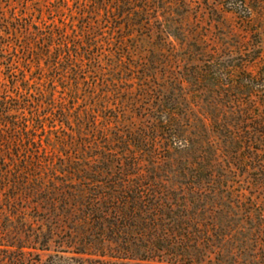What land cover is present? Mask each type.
Returning a JSON list of instances; mask_svg holds the SVG:
<instances>
[{"label":"trees","instance_id":"1","mask_svg":"<svg viewBox=\"0 0 264 264\" xmlns=\"http://www.w3.org/2000/svg\"><path fill=\"white\" fill-rule=\"evenodd\" d=\"M74 2L70 24L61 27L33 18L28 22L31 17L12 5L0 6V65L5 70V86H0V250L24 248L14 245L16 230L38 240L40 234H31L32 221L41 220L48 236L63 232L61 224L69 221L77 226L80 254L99 250L103 260L264 264L261 202L248 200L247 220L257 242L250 250L231 246L233 235L222 232L230 228L220 215L224 203L199 200L203 186L227 179L218 151L254 173L257 183L251 187L264 186V68L256 73L246 69L260 58L259 43L248 41V50H240L244 61L227 66L221 61L217 69L213 60L205 61L210 67L203 73L192 60L194 69L185 75L191 83L204 74L212 84L227 78V88L245 92L249 104H238L231 118L184 124L181 119L193 107L182 104L176 89L152 86L153 59L141 55L140 60L127 46L129 40L143 39L135 30L149 22L150 0ZM103 20L109 26L123 22L109 37L117 30L127 35L109 40L101 32ZM182 56L176 57L175 69L184 70ZM55 133L64 134L56 145L50 142ZM199 139L202 145L195 143ZM195 147L202 162L182 165L177 160L171 166V153L193 154ZM70 148L76 152L67 153ZM205 153L210 157L204 159ZM53 155L56 162L49 160ZM172 176L192 187L177 182L171 188ZM71 238L61 244L68 246Z\"/></svg>","mask_w":264,"mask_h":264},{"label":"rangeland","instance_id":"2","mask_svg":"<svg viewBox=\"0 0 264 264\" xmlns=\"http://www.w3.org/2000/svg\"><path fill=\"white\" fill-rule=\"evenodd\" d=\"M65 1L66 3L61 0H0V6L6 10L9 5H12V8L20 10L23 15H27L28 18L31 17L26 19L28 22L33 18L36 23H46V25L55 23V26L61 27L60 23L62 22L70 24L69 21L73 16L72 11H75L76 7L74 0ZM150 2L149 9L152 10L149 12V22L144 25L145 28L143 30H135L138 36L143 35V39L129 40L127 46H129L134 56H138V59H143L144 55H147L149 60L153 59L152 86H163L166 91L176 89L175 95L183 98L182 104L193 107V112L184 116L181 121L184 124L185 121H201L202 124L208 125L216 119L231 118L232 115H229V113L234 112L238 104L242 106L248 105L249 100L244 95L245 92L241 90L236 92V90L227 88L226 85L231 83V80L227 78L212 84L206 80L208 76L204 74L201 76L203 78L194 84L185 75L191 73L192 69H194V67H189V65L193 64L192 60H195L197 62L196 65L201 67L202 73L206 72L210 67L208 64L206 66L202 64L205 61L213 60L216 69L221 61V64L223 63L225 66L232 64L234 61H240L241 58L244 61L243 57L240 58V50H248V48H244L247 46L246 43L248 41L252 43L257 41L261 54L257 61L247 64L246 69L256 73L258 69L264 68V0H150ZM114 23L109 26L103 20L101 32L109 40L113 38L118 41L119 38L127 34H121V30H117L113 36L109 37L108 35L113 34V27L123 26L122 21L116 25ZM161 30L164 32L163 34L160 32ZM166 32H168L169 36H166ZM162 42L166 44V47L162 46ZM190 45L194 48H190ZM194 49L200 50V52H195ZM105 50L106 54H108V47ZM181 56L183 59L180 64L185 65L184 70H178V67L174 68L175 64L178 63V61L176 62V57ZM136 62L140 64L139 61ZM4 71V66L0 65L1 87L5 86ZM224 73H227V71H224ZM127 75L130 76L131 74ZM126 77V79H129L128 76ZM174 80H176V83ZM121 88H133L134 90L136 87L123 85ZM83 106L84 104H82ZM71 127L74 130V124H71ZM84 133L91 135L93 139L95 137V134L91 132L85 131ZM62 136H64L63 133L57 135L55 133L51 137L50 142L53 141L56 145L58 143L56 141L57 137L62 138ZM39 137L45 138L42 135ZM68 143H71L69 137ZM195 143L202 145L203 141L199 139ZM197 151L195 147L193 154L181 152L175 155L171 153L170 160L171 162L173 161L171 166L174 168L177 160H181L182 165H193L194 159L201 161L200 154ZM74 152L76 151L71 148L67 151L70 154ZM216 154L220 157L219 161L222 163V174L224 176L227 175V179L219 183L216 182L209 187L203 186V196H200L199 200L201 202L205 201L206 204L212 202L224 203L226 207L220 211V215L222 219H226L225 224H229L230 228L228 230L222 229V232L233 235L232 240H230L232 241L231 246L241 245L253 250L256 248L255 243L257 242H255V237L253 236V224L247 220L249 209H251V203L248 200L250 198L253 199L256 203L255 205L261 202L260 209L263 210L264 186L251 187L252 183L253 185L257 183L252 182L254 173L238 166L237 162L235 163L231 157L228 160V157L222 152L219 154L218 151ZM53 156H49V160L56 162L57 158ZM203 157L206 159L210 156L205 153ZM237 157L239 156H235V158ZM227 161L232 163L228 164ZM182 179L172 176L168 184L171 188H177L180 185L177 182L183 183ZM185 179L189 180L187 176ZM257 179L255 180L257 181ZM185 182L181 188L192 187L188 185L192 182ZM2 198L3 195H0V200ZM2 221L3 218L0 217V222ZM64 222L60 227L63 232L60 233V230H55L56 232L52 236H48V229L42 224L41 220L30 222L33 228L31 234H40L38 240H35L34 236H29L30 238H28L27 235L25 236L22 232L16 230L13 234L15 241L18 240V242L14 245H20L24 248L21 251L16 248H9L6 252L5 250H0V255L3 256V263L0 264H122L113 262L110 258L101 259L99 250H96L97 252L94 250L92 255L89 253L80 254V251H83V247L79 246V237L74 233L77 230V226L72 227L69 221ZM15 226L17 227V224ZM72 228L74 230L70 231ZM65 231L68 233L65 234ZM41 235L43 236L40 237ZM68 236L72 237L68 246L61 244L64 238ZM3 239L6 240V238ZM87 241V238L83 240L84 244ZM7 257L12 259L7 260ZM107 261L110 262L106 263ZM130 264L147 263L136 261Z\"/></svg>","mask_w":264,"mask_h":264}]
</instances>
